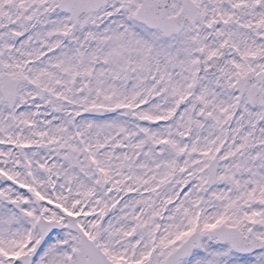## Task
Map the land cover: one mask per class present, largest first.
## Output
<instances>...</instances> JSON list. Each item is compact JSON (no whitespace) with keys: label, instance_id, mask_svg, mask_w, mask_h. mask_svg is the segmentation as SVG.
<instances>
[{"label":"snow or ice","instance_id":"1","mask_svg":"<svg viewBox=\"0 0 264 264\" xmlns=\"http://www.w3.org/2000/svg\"><path fill=\"white\" fill-rule=\"evenodd\" d=\"M0 264H264V0H0Z\"/></svg>","mask_w":264,"mask_h":264}]
</instances>
